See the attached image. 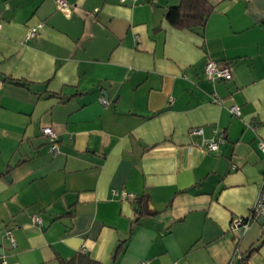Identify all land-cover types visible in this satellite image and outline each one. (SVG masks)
Listing matches in <instances>:
<instances>
[{"label":"crops","instance_id":"1","mask_svg":"<svg viewBox=\"0 0 264 264\" xmlns=\"http://www.w3.org/2000/svg\"><path fill=\"white\" fill-rule=\"evenodd\" d=\"M66 1L0 0V264H264L260 221L231 225L264 172V0H207L195 29L166 21L180 0Z\"/></svg>","mask_w":264,"mask_h":264},{"label":"built area","instance_id":"2","mask_svg":"<svg viewBox=\"0 0 264 264\" xmlns=\"http://www.w3.org/2000/svg\"><path fill=\"white\" fill-rule=\"evenodd\" d=\"M124 1V0H122ZM56 8L64 13L69 14L72 10L71 5L67 3L66 0H55ZM1 26V22H0ZM37 26H32L28 29L25 38H29L36 33ZM204 76L208 80L219 79V80H229L232 76L230 66L225 62H218L215 59H208L204 65ZM1 84V81H0ZM213 101L217 103H222L221 98L214 97ZM101 102H106L103 97H100ZM229 111L234 115H239L240 110L238 105L232 104L229 106ZM41 133L48 137L50 141L49 149L51 152H56L57 147V135L55 131L50 126L42 127ZM188 134L191 135H201V141L199 143H194L196 146L204 148L208 152H214L218 149L219 144L224 140V134L216 129L213 130V134L210 138L203 137V131L200 127H192L189 129ZM259 148L264 154V143H259ZM123 196H131V193L125 191L121 192ZM31 221L33 224H41V217L37 214L32 215ZM251 221H260L261 226L264 229V172L262 173L261 180L258 186V191L256 198L249 208L247 214L242 217L234 218L231 222L232 227H242L246 228ZM5 236L10 242H13V236L11 230L5 232ZM1 264H7V262L2 259Z\"/></svg>","mask_w":264,"mask_h":264},{"label":"trees","instance_id":"3","mask_svg":"<svg viewBox=\"0 0 264 264\" xmlns=\"http://www.w3.org/2000/svg\"><path fill=\"white\" fill-rule=\"evenodd\" d=\"M212 9H213L212 4H210L207 0H180V2L177 5L170 6L167 9L165 13V19L170 25L176 28L195 29L198 27H202L204 25L208 15L212 12ZM134 202H135L136 214H138L139 216L143 215L144 213L155 212V211H149L147 209L146 198L143 195L140 196L139 198H134ZM138 217L134 219L130 224L128 238L132 233L133 226L137 222ZM263 239L264 238H262L261 241H263ZM121 242L114 251L113 254L114 259L119 248L122 246ZM247 255L248 253L243 254L238 259V262L236 264L245 263L247 259ZM90 264H99V263H97L96 261H90Z\"/></svg>","mask_w":264,"mask_h":264}]
</instances>
